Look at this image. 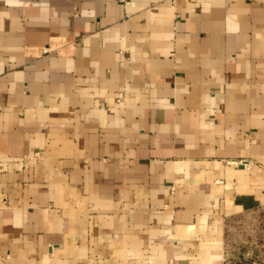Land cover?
Wrapping results in <instances>:
<instances>
[{
    "label": "crops",
    "instance_id": "1",
    "mask_svg": "<svg viewBox=\"0 0 264 264\" xmlns=\"http://www.w3.org/2000/svg\"><path fill=\"white\" fill-rule=\"evenodd\" d=\"M264 206V0H0V264H224Z\"/></svg>",
    "mask_w": 264,
    "mask_h": 264
},
{
    "label": "rangeland",
    "instance_id": "2",
    "mask_svg": "<svg viewBox=\"0 0 264 264\" xmlns=\"http://www.w3.org/2000/svg\"><path fill=\"white\" fill-rule=\"evenodd\" d=\"M224 264H264V206L229 218Z\"/></svg>",
    "mask_w": 264,
    "mask_h": 264
},
{
    "label": "built area",
    "instance_id": "3",
    "mask_svg": "<svg viewBox=\"0 0 264 264\" xmlns=\"http://www.w3.org/2000/svg\"><path fill=\"white\" fill-rule=\"evenodd\" d=\"M118 1L122 2L123 4H126L130 0H118Z\"/></svg>",
    "mask_w": 264,
    "mask_h": 264
}]
</instances>
